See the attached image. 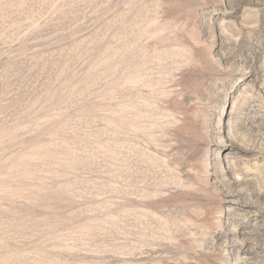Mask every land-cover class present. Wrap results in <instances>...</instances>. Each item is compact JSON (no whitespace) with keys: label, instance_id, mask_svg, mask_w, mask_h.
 <instances>
[{"label":"rangeland","instance_id":"374dc122","mask_svg":"<svg viewBox=\"0 0 264 264\" xmlns=\"http://www.w3.org/2000/svg\"><path fill=\"white\" fill-rule=\"evenodd\" d=\"M0 264H264V0H0Z\"/></svg>","mask_w":264,"mask_h":264}]
</instances>
